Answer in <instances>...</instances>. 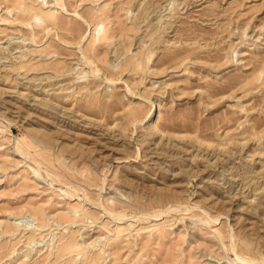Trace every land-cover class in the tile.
<instances>
[{
    "label": "rangeland",
    "instance_id": "1",
    "mask_svg": "<svg viewBox=\"0 0 264 264\" xmlns=\"http://www.w3.org/2000/svg\"><path fill=\"white\" fill-rule=\"evenodd\" d=\"M235 255L264 264V0H0V264Z\"/></svg>",
    "mask_w": 264,
    "mask_h": 264
},
{
    "label": "bare ground",
    "instance_id": "2",
    "mask_svg": "<svg viewBox=\"0 0 264 264\" xmlns=\"http://www.w3.org/2000/svg\"><path fill=\"white\" fill-rule=\"evenodd\" d=\"M153 114H154V111H152V112H150L149 114H148V116H147V118H145L146 119V121H148L152 116H153ZM153 130V129H152ZM154 131V130H153ZM26 147V146H25ZM63 151V150H62ZM64 152V151H63ZM64 161V160H63ZM35 174V173H34ZM37 176V175H36ZM38 178V177H37ZM236 257V260H238V261H241V262H243L244 264H252V262H250V261H247V260H243V259H241L239 256H237V255H235Z\"/></svg>",
    "mask_w": 264,
    "mask_h": 264
}]
</instances>
